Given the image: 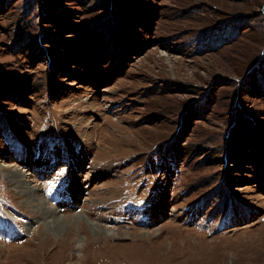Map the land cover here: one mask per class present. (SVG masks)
Listing matches in <instances>:
<instances>
[{
  "label": "rangeland",
  "instance_id": "1",
  "mask_svg": "<svg viewBox=\"0 0 264 264\" xmlns=\"http://www.w3.org/2000/svg\"><path fill=\"white\" fill-rule=\"evenodd\" d=\"M0 264H264V0H0Z\"/></svg>",
  "mask_w": 264,
  "mask_h": 264
},
{
  "label": "bare ground",
  "instance_id": "2",
  "mask_svg": "<svg viewBox=\"0 0 264 264\" xmlns=\"http://www.w3.org/2000/svg\"><path fill=\"white\" fill-rule=\"evenodd\" d=\"M43 167H44L43 169L49 170V169H51L52 166L46 165ZM10 179L14 185H18L19 189H21V191H23L22 193L27 195L28 199L31 200L32 205L34 207H44L45 206L43 211L40 212V215L43 216L45 219L47 217H49L50 220L47 219L49 226L51 228L55 227L58 224L60 219H58L56 212H55V209H53L52 207L46 206L47 202H43V200L38 199L40 190L38 188L30 186L28 184V182L26 181L25 176L22 174L21 175L20 174H12V176L10 175ZM76 187L78 188V186H76ZM77 188L76 189L74 188V189L78 190ZM38 214H39V212H38ZM91 226L93 229L97 230L96 225L91 224ZM53 230H55V229H53Z\"/></svg>",
  "mask_w": 264,
  "mask_h": 264
}]
</instances>
